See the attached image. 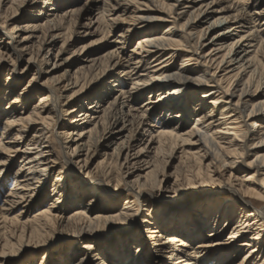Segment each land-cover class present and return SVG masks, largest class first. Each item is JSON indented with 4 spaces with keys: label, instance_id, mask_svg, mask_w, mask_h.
Returning a JSON list of instances; mask_svg holds the SVG:
<instances>
[{
    "label": "rangeland",
    "instance_id": "obj_1",
    "mask_svg": "<svg viewBox=\"0 0 264 264\" xmlns=\"http://www.w3.org/2000/svg\"><path fill=\"white\" fill-rule=\"evenodd\" d=\"M206 1H214L210 4V10H218V12H212L201 23V27L206 31L207 39H212L220 29L227 26L236 27L237 24L241 25L233 30L235 38H238L239 34L250 32L254 26L257 31L250 37H254L253 44H257L256 38L264 37V16L255 13L264 7V0H231L234 3L247 1V19H228L227 25H221L214 29L210 26L216 17L235 13L232 9L234 3L232 4L230 0ZM231 5V9L221 11L222 8H228ZM140 7V4L132 3L130 0H109L108 3L105 0H14L1 3L0 22H4L9 30L18 26L15 34L19 37L30 33L23 29L26 24L48 23L53 26L52 29H48L46 24L40 27L41 31H37L36 37H33L30 42V50L37 57L39 56V65L43 66L45 70L51 68L54 62L63 61L65 63L56 73L63 77V84L70 81L69 88L65 89L64 95L80 90V93L73 99L74 111L66 112V115L56 126L57 131L60 132L65 124H67V128L74 124L72 120L79 117V107L82 104L88 103L91 111L97 115L101 113L98 110L102 106L109 108L111 101H114L118 96V102L111 107L113 112L115 111L118 115L117 121L112 125L113 130L109 128V131H105L103 126L99 128L100 132L95 136V139L98 136L97 147L92 152L93 157L90 163L94 168L105 157L106 160L113 158L118 163L123 182L117 199H106L105 191H102L98 194L100 201L96 202L89 210L84 208L86 206V200H82L84 198H79V201L75 203L74 200L77 197L74 184L78 182V174L74 173L71 163H68L69 158L72 159V155L68 150L64 151V148L60 147V137L56 133L50 132L52 145L60 157L59 161L66 164L65 167L68 170L63 179L64 187L62 186L60 189L59 186L58 193L54 194L52 188L58 187V183L54 181V173H49L39 188L41 196L30 203L24 211L21 212V206H19L10 213L13 216L17 215L21 220L15 224L8 223L7 227H3L0 232V238L9 239L11 242L8 247L9 255L5 262L1 260L0 264H76L84 260L86 264H100L102 259H105L108 264H132L134 261L136 264H174L173 262L176 263L178 259H172V250L162 251L161 242L165 241L168 234H173L180 224L190 222L189 226H191L201 219L200 230L193 229L196 233L189 230L179 232L184 237L191 239L193 245L199 246L202 250L201 259L206 257L207 260L203 259L200 261L201 264H252L254 256L244 259L251 247L243 243L247 241L246 239L252 235L254 230L244 233L245 235L239 237L238 241L233 244L227 241L230 230L236 225L238 218L236 213L241 210L239 209L240 205L234 206L235 208L230 211L229 215L224 209V215H220L221 211L216 217V210L220 208L228 193L217 190L211 196L207 195L206 190L211 188L213 183L205 182L202 179L201 181L197 174H194V171L197 172L196 169L203 164L193 157V154L203 151L200 142H196V137H191L190 141L177 140L178 143L175 144L173 138L160 134L159 129L171 127L178 128L184 133V136H188L187 131L193 126L195 117L191 110L198 104V100L193 94L192 96L188 95L189 110L181 117H177L175 113L181 110L179 107H183L185 100L181 99L182 102L179 104L178 100L173 101L172 97L160 98L161 91L157 90L156 81H144L151 72L148 66H152L158 56L156 57L150 52L145 44H138V39L144 34H138L141 29L137 14L144 10ZM68 9L71 10L65 11ZM62 19L61 25L63 26L60 28L57 25ZM240 20H245L246 23H234ZM164 30L162 27L159 28V32ZM175 30L181 32L179 27L171 29V31ZM45 34L51 40L54 35L58 34V36L54 43L51 41L46 43L42 51L38 48ZM254 47L252 46L251 49ZM115 49L117 53L112 55L111 50ZM59 50H61L59 56L56 57ZM182 53V56L169 62L172 68L179 65L188 52L183 51ZM118 55L121 57L118 58ZM25 65L26 62L19 65V71H12L11 63L0 62V133L6 125L8 111L15 107L23 110V115H27L39 101L41 93L37 88L40 86L37 80L33 79L34 75H38L37 66L31 67L25 75H20ZM9 77L10 79L7 80ZM44 78L43 76L41 81ZM8 81L10 86L7 85ZM83 83H85V87L81 91ZM11 86L14 87L12 91L9 88ZM16 96H19L18 102H15ZM212 109V103L207 102L205 110ZM246 114L245 112V116ZM254 119L256 118L249 121L251 125ZM21 123L15 129H10L3 137V141L13 136L18 126L22 125ZM33 126L29 136L38 125ZM73 137H69L70 140ZM61 138L66 139L63 133ZM115 149L117 152H114ZM11 159L13 160L11 165L5 175L0 178V206L4 205L6 195L14 186L13 173L20 164L19 156L13 155ZM207 163L208 161H204L202 165L204 170L207 168ZM234 173L236 177L232 175L231 179L229 171H226L223 174V179L237 188L238 177H241L240 175L244 172L240 169ZM189 177L193 180H190ZM229 178L230 182H228ZM159 182L162 184L161 187L158 186ZM139 184L144 185L143 191H152L154 196L149 193L138 196L140 209L128 230L124 229L125 222H119L120 224L104 223L105 225L99 227V233H87L76 243L77 238L72 236V233L77 230L74 224L45 226L44 223L42 225L37 220L27 224L30 228L32 225L36 226L34 236L29 244V240H26L27 235L22 236L24 232H22L20 223L34 218L42 209L49 208L50 202L54 203L59 200L56 203V209H53V212L59 215H67L73 210L81 208L92 216L99 212L120 209L125 205L126 198H136ZM129 187L133 190H130ZM92 188L93 186H89L82 189L81 192L85 191L91 197L94 190ZM127 190H130L131 196H128ZM188 193L193 194L189 201L193 205L190 203L183 205L185 206L184 210L179 206H174L173 209L169 207L172 205L171 203L179 202L176 198ZM153 197L158 201H154ZM210 201L211 206L205 207V204ZM165 206H168L167 208L170 210L164 217H171V221L161 217L163 213L160 214L159 211ZM209 218L211 221H206ZM140 220L141 222H139ZM175 220L180 224H174ZM113 226H117L118 229L114 231ZM158 227L161 228L163 237L152 239L149 235L154 234L148 230ZM27 231L25 233L29 236V230ZM261 233L263 234L260 240H263L261 243L264 246V230ZM121 237L123 238L120 239ZM88 243H91L93 247L87 246ZM138 246L142 247L139 254H136ZM199 248L197 249L199 250ZM257 254L258 252L255 257ZM217 258L222 260L217 261Z\"/></svg>",
    "mask_w": 264,
    "mask_h": 264
},
{
    "label": "bare ground",
    "instance_id": "obj_2",
    "mask_svg": "<svg viewBox=\"0 0 264 264\" xmlns=\"http://www.w3.org/2000/svg\"><path fill=\"white\" fill-rule=\"evenodd\" d=\"M10 1L13 2L14 0H0V5L2 2L8 3ZM108 1L105 0L106 3ZM130 1L140 4L144 9L140 14L137 11L141 29L138 34L144 33L138 39V44H145L150 52L155 54L156 57L158 56L156 62L152 66H148L151 72L144 81H156L157 90L161 91L159 93L160 98L172 97L173 101L178 100L179 104L182 100H185V102L183 101V107H179L181 110L175 113L177 117H181V115L188 112V95L192 96L193 94L198 100V104L191 110L195 117L193 118V126L187 131L188 136H184V133L178 128L171 127L159 129L160 134L170 136L175 140L173 142L175 144L178 143L177 140L187 142L191 140V137H196V142H200L203 151L193 154V157L200 164L201 162L204 164V161H208V163L205 170L202 167L203 164H201L196 169L197 172L194 171V174H197L200 180L213 183L212 187L206 190L207 195L211 196L217 190L228 193L224 197V202L220 208L216 210V217L221 211L220 215L223 216L224 209L226 214L229 215L230 211L235 208L234 206L240 205L239 209L241 210L236 213L238 217L236 225L230 230L227 241L233 244L238 241L239 237L244 236V233L254 230L252 235L246 239L247 241L243 243L251 247L244 259L254 256L252 264H264V246L261 243L263 240H260L263 234L261 232L264 230V37L256 38L257 44H253L254 37H250L257 31L256 26H254L250 32L239 34V37L235 38L233 37V30L241 25L237 24L236 27L227 26L222 28L214 34L212 39H207L205 37L206 31L201 27V23L212 12H218L217 9L210 10V4L214 1ZM233 5L232 9L235 13L216 17L211 23L210 27L212 29L227 25L228 19H247V1L241 3L237 1ZM231 7L232 5L228 8H222L221 11L231 9ZM70 10L65 11L69 12ZM255 13L264 16V7ZM62 21L63 19L57 25L60 28L63 26L61 25ZM242 22L246 23L245 20L234 23ZM44 24L47 25L48 29L53 28L48 23L26 24L23 29L30 33L19 37L15 34L18 26H14L13 29L9 30L4 22H0V62L7 61L11 63L13 66L12 71H19V65L26 62L20 75H25L31 67L37 66L38 75H34L33 79L37 80L40 86L37 89L41 93L38 103L30 109L31 111L27 115H23V110L15 107L8 111L6 125L0 133V178L5 175L13 161L11 156L17 155L20 157V164L13 173L14 186L6 195L4 205L0 206V232L3 227H7L8 223L15 224V222L21 220L17 215H11V212L19 206H21V212L24 211L30 203L41 196L39 188L49 173H54V181L58 183V187L54 186L52 188L53 193H58L59 186L62 189V184L65 182L63 179L66 177L68 170L65 167L66 164L59 161L60 157L52 145L50 132L56 133L60 137V147L64 148V151L68 150L72 155V159L69 158L68 163H71V169L75 171L74 173L78 174V180L76 179L78 182L74 184L77 197L74 200L75 203L79 201V198H84L82 199L86 200L84 208L89 210L96 202L100 201L98 194L102 191L106 192H104L106 199H117L123 182L118 163L113 158L106 160L105 157L94 168L91 167L90 163L93 157L92 152L97 147L98 142L96 140L98 136L96 139L95 136L99 134V128L103 126V130L109 131V128H112L114 122L117 121L118 115L115 111L113 112L111 107L118 102V96L115 97L114 101H111L109 108L102 106L98 110L101 113L97 115H94L87 102L86 105L82 104L79 107V117L72 120L74 124L70 128H67V124H65L60 132L56 130L57 124L61 122L66 112L72 113L74 111L73 99L80 93V90H73L74 92L64 95L65 89L69 88L70 81L63 84V77L58 76L56 73L65 63L63 61L54 62L51 68L45 70L43 66L39 65V56L37 57L34 52H31L30 42L33 37H36L35 33L41 31L40 27ZM160 27L165 30L159 32ZM176 27H179L181 32L171 31L172 28ZM57 36L58 34L54 35L51 40L45 34L44 38L42 37V40H39L38 49L43 51L44 45L50 41L54 43ZM252 46L255 47L251 49ZM50 50L51 48L48 50L49 53ZM60 51L56 53V57L59 56ZM183 51H187V55L182 58L179 65L172 68L169 62L182 56ZM116 53V49L111 50L112 55ZM119 57L121 56L118 55ZM43 76L45 78L41 81ZM9 79L10 77L7 80ZM7 85L10 86L9 81ZM83 87H85V83L82 84L81 91H83ZM9 88L11 91L14 89L12 86ZM18 98L19 96L15 97V102H18ZM207 102L212 103V110H205ZM110 109L111 111H109ZM245 112L247 113L246 116ZM253 118L256 119L251 125L249 121ZM20 123L22 125L18 126L15 134L3 141L5 134L10 129H15ZM35 124L38 126L29 136ZM62 133L67 140L61 138ZM69 137L73 138L70 140ZM114 152H117V150L115 149ZM184 164L183 166H185ZM240 169L244 173L240 175L241 177H238L237 188L225 182L223 174L226 171H229V177L232 179V175L236 177L234 172H238ZM230 178L228 182H230ZM189 179L193 180L190 177ZM59 181L61 182L59 183ZM161 185V182H159L158 186L161 187ZM89 186H93L92 189H94L91 197L85 191L81 192L82 189ZM143 188L144 185L139 184L136 190V198H126L125 205L120 209L99 212V214L96 213L92 216L81 208H77L67 215H59L53 212L59 200L54 203L50 202L49 208L42 209L34 218L20 223L23 229L22 232H24L22 236L27 235L26 240H29V244L34 236L36 226L32 225V228H30L27 224L30 221L35 222L37 220L42 225L44 223L45 226L74 224L77 230L72 233V236L77 238L76 243L87 233H99V227L106 223L125 222L124 229L128 230L140 209L138 207V196L145 193L154 196L152 191H143ZM129 189L133 190L131 187ZM130 190H127L128 196H131ZM192 197V193L181 195L176 198L179 202L171 203L172 205L169 207L173 209L174 206H179L184 210L185 206L183 205L189 203L193 205L189 202ZM152 199H155V197ZM154 201L158 200L155 199ZM206 206L209 208L211 201L205 204ZM167 207L165 206L159 212L160 214L163 213L162 219L170 220L171 217H164L170 210ZM187 217L191 218L190 216ZM206 221L210 222L211 220L209 218ZM173 223L180 224L177 220ZM189 223L180 224L173 234H168L165 241L161 242V250H172V259H178L176 263L173 262L174 264H201L200 261L207 260L206 257L201 259L202 250L199 246L193 245L191 239L179 234L183 230L194 233V228L199 231L202 219L196 221V224L194 222L191 226H189ZM113 228L114 231L118 229L117 226H113ZM158 228L148 230L154 234L149 235L152 239L163 237L161 228ZM27 230H29V236L25 233ZM10 243L9 239L3 240L0 238V261L5 262L8 257ZM87 246L93 247L91 243H88ZM141 247H137L136 254H139ZM257 252L258 254L255 257ZM117 255L119 256V253ZM220 260L217 258V261ZM76 264H86V261ZM100 264H108V262L102 259ZM132 264H136V261Z\"/></svg>",
    "mask_w": 264,
    "mask_h": 264
}]
</instances>
